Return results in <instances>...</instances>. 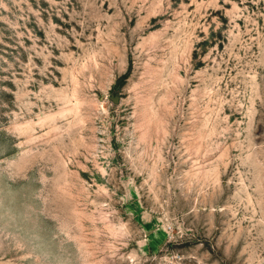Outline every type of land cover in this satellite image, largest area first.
<instances>
[{
  "label": "rangeland",
  "instance_id": "1",
  "mask_svg": "<svg viewBox=\"0 0 264 264\" xmlns=\"http://www.w3.org/2000/svg\"><path fill=\"white\" fill-rule=\"evenodd\" d=\"M0 264H264V0H0Z\"/></svg>",
  "mask_w": 264,
  "mask_h": 264
}]
</instances>
